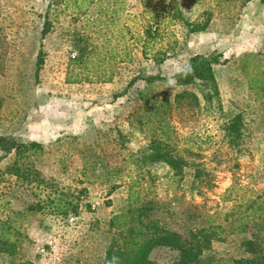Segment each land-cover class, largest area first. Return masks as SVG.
<instances>
[{"label":"rangeland","instance_id":"obj_1","mask_svg":"<svg viewBox=\"0 0 264 264\" xmlns=\"http://www.w3.org/2000/svg\"><path fill=\"white\" fill-rule=\"evenodd\" d=\"M58 1L54 30L42 38L48 0H0V137L43 146L38 155L15 160L11 153L0 160V218H10L21 232L12 264H104L107 247L119 238L111 221L128 209L130 187L180 215L226 212L232 204L221 197L233 174L251 190L246 196L264 187V0H181L185 21L206 24L198 33L181 20L156 17L169 0H94L81 9ZM154 26L157 37L146 38ZM72 29L85 32L99 56L111 57L110 81L91 75V82L68 80L69 69L71 80L87 76L68 66L75 52L62 33ZM194 55L219 57L218 97L211 103L202 97L205 89L170 84L173 79L138 80L123 93L134 77H172ZM183 89L196 93L200 104L173 112L171 145L209 173L210 189L191 190L189 176L173 180L166 167L129 157H141L157 125L144 102L162 90L173 95ZM235 114L244 124L238 149L227 145L222 131ZM215 222L223 224L220 216ZM256 232L263 231L225 230L211 253L241 258L240 241ZM177 255L159 247L149 258L172 264ZM1 262L12 260L4 256Z\"/></svg>","mask_w":264,"mask_h":264},{"label":"trees","instance_id":"obj_2","mask_svg":"<svg viewBox=\"0 0 264 264\" xmlns=\"http://www.w3.org/2000/svg\"><path fill=\"white\" fill-rule=\"evenodd\" d=\"M48 1L40 31L42 38L54 30L53 21L58 3H61L58 0ZM180 1H166L156 17L162 16L168 23L181 20L188 26L190 33L204 31L206 24H190L183 19ZM68 4L74 9H81L96 3L94 0H68L66 7ZM154 24L156 23L154 22ZM62 34L67 35L66 40L69 41L75 52V55L69 57L68 66L87 74L84 79L71 80L69 79L71 72L69 69L67 78L70 82H91L92 79L88 77L89 75L94 76L93 80L96 82H108L112 79L111 57L105 60L106 56H99L97 46L92 43L91 38L85 32L72 29ZM145 35L148 39L156 38L157 27H147ZM127 56L128 53L125 54L123 60ZM92 58H94V62L90 63ZM42 62L43 55L40 51L37 55V68L41 66ZM218 63L217 55H194L186 66L175 71L172 77H134L123 93L127 92L138 80L150 84L160 81L168 82L169 79H173L175 84L180 87L197 85L201 89H205L202 97L206 102L211 103L218 97V86L214 73V67ZM259 90L264 95V81L259 86ZM199 104L197 94L187 89L177 91L173 95L168 90H162L154 96L151 95L148 101L144 102V108L154 116L157 125H154V133H151L148 145L139 152L141 157L138 159V156L133 153L129 154V157L134 158L136 164L140 163L143 166L162 165L166 167L167 171L171 173L169 178L173 180L175 178L183 180L185 175L189 176L192 184L191 190H199L201 185L210 189L213 185L210 183L209 173L202 169L198 163H195L194 159L188 160L183 151L171 145L173 139L170 136L173 133V128L170 125V119L173 112L180 110L183 106L193 109ZM141 123L143 124L142 121ZM243 126L241 114L228 117V120L222 125L224 138L230 148L238 149L243 138ZM0 151L2 152L0 160L5 159L11 153L14 154L15 160H21L28 155L41 154L43 146L34 141L19 142L11 137H0ZM248 189V185H242L239 177L233 174L231 186L221 197L222 203L232 204L226 212L206 214L194 210L180 215L171 211L170 204L156 199H142L139 193L130 187L128 189V209L113 217L111 221L112 227L119 230V238L114 239L107 247L104 264H155L149 255L153 249L159 247L168 248L178 253L172 264H222V262L264 264V187L253 196L245 195V191L251 192ZM65 211L66 208H63L60 212L65 214ZM219 216L222 218L223 224L215 222ZM119 220L123 222L118 224ZM251 228H258L260 232H263L262 234L252 233L250 238L240 241V247L245 256L223 259L212 255V243L222 240L220 236L225 230L239 229L240 232L245 233L249 232ZM19 235L21 232L14 226L10 218H0V264H4L1 262L4 256L12 260L11 264L15 262L20 253L21 239Z\"/></svg>","mask_w":264,"mask_h":264},{"label":"clouds","instance_id":"obj_3","mask_svg":"<svg viewBox=\"0 0 264 264\" xmlns=\"http://www.w3.org/2000/svg\"><path fill=\"white\" fill-rule=\"evenodd\" d=\"M170 84L174 83V81H169Z\"/></svg>","mask_w":264,"mask_h":264}]
</instances>
